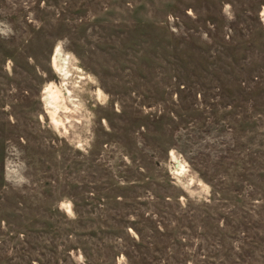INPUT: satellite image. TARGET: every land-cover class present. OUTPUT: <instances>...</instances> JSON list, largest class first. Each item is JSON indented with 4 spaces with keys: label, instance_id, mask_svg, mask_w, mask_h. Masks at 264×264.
I'll use <instances>...</instances> for the list:
<instances>
[{
    "label": "rangeland",
    "instance_id": "1",
    "mask_svg": "<svg viewBox=\"0 0 264 264\" xmlns=\"http://www.w3.org/2000/svg\"><path fill=\"white\" fill-rule=\"evenodd\" d=\"M0 264H264V0H0Z\"/></svg>",
    "mask_w": 264,
    "mask_h": 264
},
{
    "label": "bare ground",
    "instance_id": "2",
    "mask_svg": "<svg viewBox=\"0 0 264 264\" xmlns=\"http://www.w3.org/2000/svg\"><path fill=\"white\" fill-rule=\"evenodd\" d=\"M60 52H61V49L58 47L57 50H56V57L54 58V66H55V69H56V70H59V66H58V64H57V63H58V59H57V57L60 55ZM66 62H67V61H66ZM63 73H65V71H64ZM63 73H62V74H63ZM65 74H66V73H65ZM66 78H67V77H66ZM51 98H54L53 95L51 96Z\"/></svg>",
    "mask_w": 264,
    "mask_h": 264
}]
</instances>
